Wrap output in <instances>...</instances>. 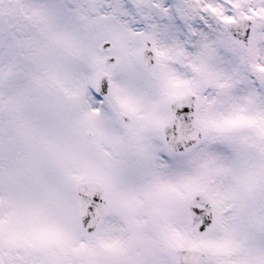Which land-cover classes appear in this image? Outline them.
Instances as JSON below:
<instances>
[{"label": "snow or ice", "instance_id": "6c2138e0", "mask_svg": "<svg viewBox=\"0 0 264 264\" xmlns=\"http://www.w3.org/2000/svg\"><path fill=\"white\" fill-rule=\"evenodd\" d=\"M0 264H264V0H0Z\"/></svg>", "mask_w": 264, "mask_h": 264}]
</instances>
